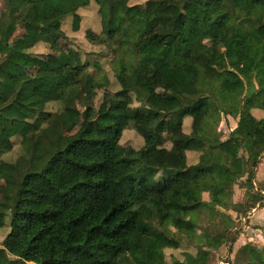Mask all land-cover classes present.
<instances>
[{
  "label": "trees",
  "instance_id": "16d2710c",
  "mask_svg": "<svg viewBox=\"0 0 264 264\" xmlns=\"http://www.w3.org/2000/svg\"><path fill=\"white\" fill-rule=\"evenodd\" d=\"M93 3L100 31L88 29L85 38L117 58L118 87L104 92L106 112L95 117L93 99L109 80L99 83L76 52L68 50L69 63L48 51L35 56L37 71L29 78L21 64L0 58V72L9 77L0 81L6 190L0 228L9 227L0 257L8 253L22 264H185L165 260L167 249L181 246L170 225L205 209L217 216L223 188L250 177L258 155L235 159L228 148L260 137L264 151V118L253 117L250 106L264 112V0L239 6L229 0H149L146 18L137 17L140 6L129 0H0L1 37L8 39L14 23L28 27L34 43L53 49L72 38L64 24L78 32L81 11ZM179 30L188 34L189 46ZM78 87L85 88L88 106L80 129L68 136V110L45 107L66 102ZM235 112L237 127L221 141L212 125ZM169 116L176 119L173 128ZM185 118L192 119L189 134L183 132ZM128 128L142 148L119 157ZM17 137L20 156L1 160ZM189 151L199 154L194 166L187 165ZM119 167L124 174L115 179ZM205 191L215 195L210 204L201 200ZM228 232H204L196 254L183 258L209 264L210 251L226 244ZM240 256L244 264H264V252L252 244Z\"/></svg>",
  "mask_w": 264,
  "mask_h": 264
},
{
  "label": "rangeland",
  "instance_id": "374dc122",
  "mask_svg": "<svg viewBox=\"0 0 264 264\" xmlns=\"http://www.w3.org/2000/svg\"><path fill=\"white\" fill-rule=\"evenodd\" d=\"M231 3H233L235 6L243 5L245 0H229ZM129 5H139L140 10L137 13L138 18H146L151 15V6L149 3V0H129ZM97 6L93 3L90 7L85 8L81 11V23H80V30L76 33L72 32L70 24L65 23L64 24V30L71 36L72 38H68L66 40H61L59 45L53 49H47L48 52L51 54L55 55L60 61L63 63H69L71 62V58L69 57L68 50H72L73 52H76L79 54L82 62L88 64V72L90 75H92L97 81L102 82L103 78H106L109 80V85L105 88L98 89L96 91V95L93 99V106L95 109V114L94 116H98L101 113L106 112L108 109V103L103 101V96L105 91H109L110 93H114L117 90V82L115 79V71H116V62L117 58H115L112 55L111 50L103 45H94L91 44L86 38H85V33L86 30L88 29H93L95 31H100V22H99V15L97 13ZM185 17H189V14L184 13ZM10 27V25H9ZM181 33V40L185 46H189L191 43L189 40V36L186 32L179 30ZM9 37H8V42L9 44L5 48V44L7 42L4 41L1 37L0 34V58H8V59H13L20 64L24 66V73L26 78L31 77L35 71L37 70V62L36 61H27L23 55H20L19 53L21 52V49L24 45L25 42L19 43L18 39V34L14 31L13 27L11 26L9 28ZM7 33V31H6ZM27 34V33H26ZM260 37L262 41H264V26L260 29ZM12 54V55H10ZM14 54V55H13ZM13 56V57H11ZM21 60V61H20ZM5 77H2L0 75V80H4ZM252 86H255L253 83ZM251 105V110L256 109L254 108V104L250 103ZM88 106V100L86 97V92L84 87H78L75 88L72 91V96L64 103H50L45 107L46 112H56V111H62L63 107L68 110V113L70 115V121H69V128L65 132L66 135L71 136L75 134L81 126L82 123V116L83 112ZM134 106H138L135 104ZM222 108V105L220 106ZM227 116H230L231 123L239 118V115L237 112L233 114H229ZM220 122L219 124H213V128L217 130V132L221 135V139L225 138V140L228 138V133L226 129L229 128V124L223 123L225 116L223 114L220 115ZM212 120H210L211 122ZM167 123L168 127H175L176 126V119L175 117L169 116L167 118ZM260 143L253 142L251 144L253 152H255V155H258V165L262 159H264V151H262L263 144H262V139L259 138ZM13 142V149L11 152L6 154L1 158V160L6 161V162H13L15 161L21 154V139L20 138H14L12 139ZM142 139L137 135V133L132 130V128H128L125 130L123 133V136L120 141V148L117 150V155L119 157H123L125 154V150L129 148H133L135 150H139L142 148ZM164 147L169 148L170 144L166 142L164 144ZM227 150H230L231 153H234L235 156H240L241 152L240 150H235V149H230L228 148ZM191 155L196 156L198 153L196 151H193ZM189 154V159L192 161V156ZM248 156V154H247ZM261 158V159H260ZM258 165L252 169V174L249 176H245L242 179H244V182L242 179L238 180L236 182V185L240 186V189H245L243 192L245 194L246 189L248 190V185L252 187L251 194L254 197L253 201L250 202L251 207L253 206H260L261 204H264V198L263 195L260 194L261 192H257V190L261 189H256L258 186L257 183H259L255 177H256V169L258 168ZM124 174V169L122 167L117 168L116 174H115V179H118L121 175ZM257 184V185H255ZM5 183L4 180L0 177V202L2 200V197L5 193ZM205 195L207 196L208 199H210L211 203L215 198V195L211 192L205 191ZM234 193H229L226 194L223 199H221L219 202L221 204H218L216 208L219 210L218 212H229V210H234V205L233 204V195ZM244 199H246V196H244ZM244 199L242 202H244ZM244 204H242L243 207H241V210H244ZM264 206V205H263ZM236 210V209H235ZM234 210V211H235ZM247 210V209H246ZM245 210V212H246ZM243 212V214L245 213ZM188 215V214H185ZM209 211L203 210L200 213L195 214L193 217V220L195 221V224L202 223L207 232L211 234H217V232L221 231V227L224 226L225 228L229 229V233L227 234V239H226V244L223 245L219 250L216 251H210V258H209V264H244V262L241 260V252L243 246H245L247 242H251V244L255 245L258 250L264 252V246L260 247L259 245H263L264 241L262 238L260 239L259 237L256 236L257 229L261 228L263 226H259L258 228L253 225L248 224V220L245 223L244 221H240L238 218H236L234 221L231 219V222L228 220H223L220 221L222 223L221 226H213V225H208L207 222L205 223L204 220H209L210 217ZM225 218L224 213H222L221 219ZM246 219V218H245ZM238 220V221H237ZM264 223V222H263ZM176 227L179 226L175 225ZM249 227V228H248ZM171 231V225L169 227ZM176 229V228H175ZM9 233V227L6 223V225L3 228H0V247H2L3 241L7 234ZM259 234V232H258ZM177 239H179L181 246L177 250H171L167 249L165 253V260L168 263L172 262V257L176 259H183V255L185 253H190L195 255L197 252L198 247L202 245V242L200 240V237H195L193 240H187L182 236L177 235L175 233ZM263 235H264V230H263ZM184 236H187L184 234ZM197 248V249H196ZM223 250V251H222ZM174 254L175 256H173ZM189 261L188 264H193V262H190V259H186ZM192 261V260H191ZM0 264H22L21 261L17 260L16 258L10 256L8 253H4L0 257Z\"/></svg>",
  "mask_w": 264,
  "mask_h": 264
},
{
  "label": "crops",
  "instance_id": "0c3cea01",
  "mask_svg": "<svg viewBox=\"0 0 264 264\" xmlns=\"http://www.w3.org/2000/svg\"><path fill=\"white\" fill-rule=\"evenodd\" d=\"M11 26L13 27L14 31L18 34V39H19L18 42L19 43H21L22 41L25 42L23 47H22V49H21V52L19 54L23 55L25 58H27L26 59L27 61H33L34 60L33 58L35 56L44 55L48 51L47 50L48 46L46 44L34 43L32 41L31 37H29V31L30 30H29L28 27L16 25L14 23H11L10 27ZM8 31H9V29H8ZM7 37H9V32L7 34ZM8 44H9V42L7 40V42L5 44V48L7 47ZM10 55H12V54H10ZM11 57H13V56H11ZM11 60H13V59H11ZM13 61H15V60H13ZM15 62H17V61H15ZM17 63H19V62H17ZM22 67H23V71H24V66L22 65ZM36 71H35V73H36ZM0 75L2 77H5L4 80L2 79L0 81H2V82L8 81L9 77H8L7 74H5L3 72H0ZM251 114L257 120H260V119L264 118V112L262 110H260V109H252L251 110ZM225 118L226 119H224L223 123H225V125H226V123L229 124V128L226 129L227 130L226 133H228V135H229L237 127L239 118L235 119L232 123L230 122L231 119H232V118H230V116H225ZM191 121H192L191 118H185L184 121H183V132L185 134H189L190 131H191ZM171 128H173V127H171ZM259 138L260 137H255L252 141H246L243 144H237L234 147L230 148V149H235V150L239 149L240 152H241L240 156H235L234 153L230 152V150H227V151L235 159H238V158H241V157L247 158L248 157L247 154L250 153V152H253V151H251L252 150L251 144L254 141L255 142L258 141L260 143ZM224 140H225V138L221 139V141H224ZM191 153L192 152H190V151L186 153L187 165L188 166H194V165H196L198 163L199 154L195 158V156L191 155ZM189 154L192 156V161H190V159H189ZM246 176H249V175L247 174ZM255 179L259 183H257L258 186L254 190H257L258 188L261 189V190H257V192H261L260 194H262L263 198H264V159H262L260 161V163L258 165V168L256 169V177H255ZM242 181L244 182V179H242ZM257 184H255V185H257ZM223 189H224V195L229 194V193H234L233 194L234 195L233 204L237 205V206H234V208L236 210L234 209L235 211L234 210H229V212H225V211L222 212V213H224V217L225 218L221 219L222 213L218 212L219 210L217 208H215V212L218 215L214 216L210 212V215H212V216L210 217L209 220H204L205 223L207 222L208 225H213V226H216V227L218 226L219 227V226L222 225V223H220V221H223L224 219L228 220L229 222H231V219L234 221L236 218H238L240 221H244L245 220V223H247L246 221L248 220L249 221L248 222L249 225H253V226L258 225V226H256L257 228L259 226H263L261 228V230L259 229L260 227L256 230L257 231L256 236L259 237V238L261 237L262 240L264 241V235H263V230H264V223H263L264 222V206L263 205L264 204L263 205L261 204L260 206H257V207L256 206L251 207L250 202H252L254 200L253 198L255 197V196L253 197L252 196L253 194H251L252 187H250L248 185V190L246 189L245 194L243 192L245 189H240V186H238L236 184L229 185L227 187H224ZM205 194L206 193L202 194L201 200L205 204H210L211 201H210V199L207 198V196ZM244 196H246V199H244ZM243 199H244V202H245V204H244V208L245 209L241 210V207H243L242 204L244 203V202H242ZM205 210H207V209H205ZM245 210H246V212H245ZM243 212H245V213L243 214ZM194 215L195 214H193V216ZM189 220H191V224H188ZM224 228H225L224 226L221 227V232L223 231ZM171 230L174 233H180V232L184 233L189 238H191L190 240H193V238L198 237V236L200 237L202 234H205L204 232L209 233V231L207 232L205 226L202 223L198 222L197 224H195V221L193 220V217H191L190 214H188V215L184 214L182 216L181 221L179 222V226L176 227L175 225H172L171 226ZM258 232H259V234H258ZM250 241L245 243V244H251ZM259 246L262 247V246H264V244L263 245H259ZM188 254H190V253H188ZM186 259H190V262H192L191 258H183V259H180V260H182L185 264H188L189 261L186 260Z\"/></svg>",
  "mask_w": 264,
  "mask_h": 264
},
{
  "label": "water",
  "instance_id": "95a60500",
  "mask_svg": "<svg viewBox=\"0 0 264 264\" xmlns=\"http://www.w3.org/2000/svg\"><path fill=\"white\" fill-rule=\"evenodd\" d=\"M220 106H221V103H220Z\"/></svg>",
  "mask_w": 264,
  "mask_h": 264
}]
</instances>
